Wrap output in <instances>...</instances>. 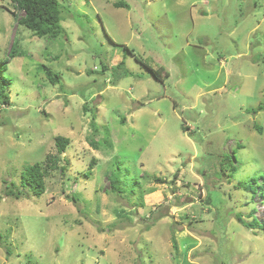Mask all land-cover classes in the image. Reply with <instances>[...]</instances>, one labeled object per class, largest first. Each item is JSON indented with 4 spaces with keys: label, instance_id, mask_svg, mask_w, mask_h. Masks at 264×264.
<instances>
[{
    "label": "rangeland",
    "instance_id": "rangeland-1",
    "mask_svg": "<svg viewBox=\"0 0 264 264\" xmlns=\"http://www.w3.org/2000/svg\"><path fill=\"white\" fill-rule=\"evenodd\" d=\"M61 10L64 33L39 38L0 0V61L25 53L8 59L0 107V264H264V233L236 218L264 225L263 197L238 186L264 173V111L248 113L264 105V0ZM57 136L70 144L51 167ZM238 145V172L220 178ZM34 163L40 197L21 183Z\"/></svg>",
    "mask_w": 264,
    "mask_h": 264
},
{
    "label": "trees",
    "instance_id": "trees-1",
    "mask_svg": "<svg viewBox=\"0 0 264 264\" xmlns=\"http://www.w3.org/2000/svg\"><path fill=\"white\" fill-rule=\"evenodd\" d=\"M14 4L15 8L24 13V16L18 18L15 13H12L21 26H24L28 30L34 33L35 36L39 38L49 37L52 39L64 33V29L61 26L62 16V4L65 0H10ZM116 8H127L128 4L123 1H118L114 3ZM25 53L18 51L17 46L13 45L9 54L8 59L12 60L16 57L23 56ZM4 62L0 61V107L10 106L11 96L9 92L11 78L6 76V71L8 69L9 60ZM124 65V61L118 64L120 69ZM46 76L49 82L53 85H61V79L58 74H55L51 69L45 68ZM157 77V72L156 75ZM61 90H64V86H60ZM85 110L87 109L84 106ZM264 111V105H259L257 108L249 110L250 114H257L258 112ZM97 117L94 116L92 127L95 133L98 132V125L96 123ZM122 123H125L123 118ZM259 133H262L263 129L256 126ZM186 129V128H185ZM55 144L57 148V154L49 158L51 162V167H55L59 162V155L65 154L67 148L70 144L69 138L62 136H57L55 138ZM92 147L95 150H99V146L95 141H91ZM240 149L238 145L232 151L231 155L225 154L224 159L220 162L222 164L221 170H219V176L222 178L225 173H228L226 177H232L236 174L239 168L236 165L237 152ZM95 164V161H91V167ZM218 171V170H217ZM89 173H87L88 175ZM161 181V180H159ZM111 189L113 192L121 193L123 189H120V178L119 175L112 174L110 176ZM21 183L23 186L29 187L33 196L40 197L46 192L45 185V174L43 167L40 163H34L25 166L21 174ZM13 184L7 185L5 190L6 197H13L16 200L24 199V193L20 190H14L12 188ZM239 188L251 192L253 195L260 194L264 199V173L254 176L249 181L240 182L238 184ZM255 211V210H254ZM254 211L251 212V217L253 218L251 222H246L242 214H236V218L240 224H242L247 229H259L264 233V225L260 224L259 221L253 217ZM3 236L0 233V243H2ZM8 251V250H7ZM9 253V251H8Z\"/></svg>",
    "mask_w": 264,
    "mask_h": 264
}]
</instances>
